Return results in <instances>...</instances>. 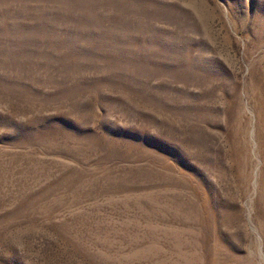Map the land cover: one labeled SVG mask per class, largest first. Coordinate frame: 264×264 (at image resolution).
Instances as JSON below:
<instances>
[{
    "label": "rangeland",
    "instance_id": "374dc122",
    "mask_svg": "<svg viewBox=\"0 0 264 264\" xmlns=\"http://www.w3.org/2000/svg\"><path fill=\"white\" fill-rule=\"evenodd\" d=\"M0 264H264V0H0Z\"/></svg>",
    "mask_w": 264,
    "mask_h": 264
}]
</instances>
